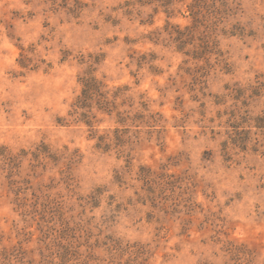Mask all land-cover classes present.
Instances as JSON below:
<instances>
[{"label": "rangeland", "instance_id": "rangeland-1", "mask_svg": "<svg viewBox=\"0 0 264 264\" xmlns=\"http://www.w3.org/2000/svg\"><path fill=\"white\" fill-rule=\"evenodd\" d=\"M0 264H264V0H0Z\"/></svg>", "mask_w": 264, "mask_h": 264}, {"label": "trees", "instance_id": "trees-1", "mask_svg": "<svg viewBox=\"0 0 264 264\" xmlns=\"http://www.w3.org/2000/svg\"><path fill=\"white\" fill-rule=\"evenodd\" d=\"M46 2H51L55 4L57 0H43ZM93 65H97V61H89L87 63V68L83 72L82 76L78 78L77 82L80 86V91L78 96L75 98L73 104L71 105L72 112L70 117L72 122L80 123L84 125L90 131V139L96 141L95 149L107 152L111 148L116 149L117 155L123 157L124 151L121 149L125 144L124 137L128 133L131 127L138 128L134 125V122H142L144 116L138 113L130 117V112L132 111L133 104L131 100L121 99L126 88L115 89L113 92L107 89L105 84L95 76V70ZM19 66L24 68L22 65V60L19 62ZM119 99L122 100L120 104L117 102ZM129 104V105H125ZM127 111H119V108L125 107ZM140 108L143 112H146L145 105L140 103ZM98 115H103L107 117L114 116L115 124L120 128H114L113 140L111 141L107 136H97L95 131L96 117ZM157 115L150 116L149 119L153 120L152 124H157L155 119ZM155 119V120H154ZM60 124L66 126L69 124L63 120L59 121ZM130 122V125L127 123ZM150 128L155 126H148ZM113 145V146H112ZM128 157V156H126ZM128 164V161H125Z\"/></svg>", "mask_w": 264, "mask_h": 264}]
</instances>
